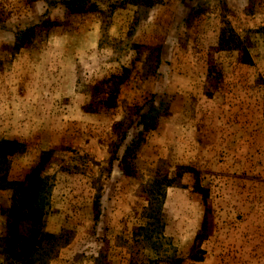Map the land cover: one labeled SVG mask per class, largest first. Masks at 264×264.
<instances>
[{"label": "rangeland", "instance_id": "obj_1", "mask_svg": "<svg viewBox=\"0 0 264 264\" xmlns=\"http://www.w3.org/2000/svg\"><path fill=\"white\" fill-rule=\"evenodd\" d=\"M76 1L0 0V264H264V0Z\"/></svg>", "mask_w": 264, "mask_h": 264}, {"label": "trees", "instance_id": "obj_2", "mask_svg": "<svg viewBox=\"0 0 264 264\" xmlns=\"http://www.w3.org/2000/svg\"><path fill=\"white\" fill-rule=\"evenodd\" d=\"M88 0H77L75 4H77V7H81L84 4H86ZM158 1V0H157ZM155 0H123V3L126 4H131V5H139L142 7H147V6H152L156 4ZM34 27L32 26L27 28V31L25 30L23 33L24 35L28 34ZM112 92H109V95H111ZM138 113L134 120H132L130 123H128L125 126V129L123 130V133L120 137L119 142L115 145V152H118V150L121 149L123 146V143L129 145L133 141H135V138L140 136L141 133L145 132V129H140V134L138 132V128L135 126L136 122H139V118L141 117ZM8 141L0 140V146H6L8 145ZM127 145L123 146L126 147ZM27 184L25 185V188L23 189L22 193V201L24 206L26 207V210L31 216H37L39 213L42 211L43 206L45 204L44 198L40 195L37 194L36 190V180H37V170L32 171L29 175L26 176L25 178Z\"/></svg>", "mask_w": 264, "mask_h": 264}]
</instances>
